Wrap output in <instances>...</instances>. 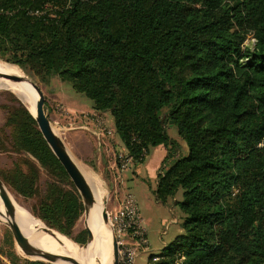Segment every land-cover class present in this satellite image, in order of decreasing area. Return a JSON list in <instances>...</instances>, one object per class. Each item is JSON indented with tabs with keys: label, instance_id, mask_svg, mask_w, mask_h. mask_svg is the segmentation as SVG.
<instances>
[{
	"label": "trees",
	"instance_id": "16d2710c",
	"mask_svg": "<svg viewBox=\"0 0 264 264\" xmlns=\"http://www.w3.org/2000/svg\"><path fill=\"white\" fill-rule=\"evenodd\" d=\"M0 58L108 112L135 163L166 147L153 193L166 203L182 189V232L147 264H264V0H0ZM17 103L6 117L13 149L54 176L34 211L83 242L71 235L81 196ZM169 125L186 155L175 157ZM37 179L34 163L0 174L25 197Z\"/></svg>",
	"mask_w": 264,
	"mask_h": 264
},
{
	"label": "rangeland",
	"instance_id": "374dc122",
	"mask_svg": "<svg viewBox=\"0 0 264 264\" xmlns=\"http://www.w3.org/2000/svg\"><path fill=\"white\" fill-rule=\"evenodd\" d=\"M252 41L253 40L250 36H246L243 45L251 46ZM0 62L18 68L28 77L29 80L34 81L41 88L44 95V111L50 121L52 129L54 130L55 134L62 139L64 145L67 141V136L70 131H79V129L84 130L82 127L88 128V130H90L92 122L95 123L97 127H100L97 122L103 120L104 125L108 128L109 125L107 124L106 120L107 117L98 112L90 113V110L88 109L91 106V100L86 96L75 92L69 82L61 81L56 76L50 77L43 81L38 77L23 71L19 66L2 58H0ZM4 82H6V80L0 79V174L15 172L18 168L26 170L29 168L31 163H34L38 167V179L37 193L32 197L20 195L10 185H7L3 182L2 183L4 185L1 187L11 195L14 200V204L23 207L27 215L24 213L23 214L26 217L28 216L37 225L39 224L43 227H48L35 213L34 207L37 204L40 195L44 192L48 182L53 180L54 176L49 171L41 167L33 157L13 149L11 142L12 127L10 128V126L6 123L7 114L13 106L18 104L17 102H21L27 107L28 105L20 97V95L11 89V87L2 84ZM65 102L68 104L72 103V111L66 109L64 105H62ZM64 115L68 116L66 117ZM84 133L85 135H82L81 137L87 136L86 131ZM168 134L174 137L180 146L175 157L186 155L188 152V147L185 141L177 135L176 130L170 125L168 126ZM79 135L75 136V138L79 137ZM96 137L98 139L101 138L97 135ZM155 147L156 146L150 148L148 154L145 155L143 161L138 163V166H136L133 160H130L125 168L121 169V171H117L118 174L115 173V171H109V166H105L103 176L100 179H97L96 171H94V175L93 173L91 174L93 177L85 173L90 185L93 184L91 186L92 189L99 191L102 201L104 202L103 210H105L107 213L108 223L104 224L101 217L100 219L102 224L108 229V231L105 230L106 228L103 230L108 233L109 243L112 248L113 243L110 236L111 230L109 231V214L110 217L113 215V211L118 207L121 199H123V197L127 194L130 193L135 199L139 211L140 224L145 230L149 247L147 251L140 252L136 256V264H147L148 258L151 255L157 254L165 246H169L174 238L182 232V228L180 226L182 221V212L180 211L178 205L175 204V200L182 199V189L179 188L173 197L168 198L166 203L157 201L153 193L155 188V178L150 163L152 160H154L152 158L159 154ZM79 166L81 167L80 164ZM2 205L5 210L4 204ZM85 226H87L89 229L90 222L88 221V217H85L84 213L82 212L74 224L71 235L72 237H77L79 239L83 237V242L75 241L69 236L61 232L60 233L82 246L84 243H86L87 235H83L80 232L83 231ZM24 229L30 230L28 227H24ZM15 239L16 242L9 227L5 224L4 218L1 219L0 264H25L23 262L24 260H38L32 256L26 255L24 252H27V249L24 246H20L17 238ZM86 251L87 250H85L83 253L79 248L74 246L73 255L76 260L81 261ZM10 254L13 257L14 262L11 260ZM103 263L104 262L96 260V264ZM56 264H59V262H56Z\"/></svg>",
	"mask_w": 264,
	"mask_h": 264
},
{
	"label": "bare ground",
	"instance_id": "6f19581e",
	"mask_svg": "<svg viewBox=\"0 0 264 264\" xmlns=\"http://www.w3.org/2000/svg\"><path fill=\"white\" fill-rule=\"evenodd\" d=\"M0 73L5 75H13V76L21 77V80L18 82H11L9 80H6V82L2 84L11 87V89L15 93L20 95L22 98L25 99L26 97V100L24 101L28 105L29 111L32 114H35L34 101L37 99V95L35 91L32 89L28 77L18 68L1 62H0ZM29 101H32V104H30ZM84 176L87 182L90 184L87 176L85 174ZM92 185H90V187ZM92 192L94 195V204L88 215V221L90 222L89 230L91 232L92 238L85 246H81L80 244L74 242L70 238H67L65 235H60L55 233L54 237L50 236L48 233L45 232L44 230L45 227L39 224L37 225L32 219H30L28 216L27 218L24 215L26 214V212L24 211L23 207L14 204V200L11 197V195L7 191H5L1 187V185H0V220L4 218V222L7 226H9L11 221L16 222L20 227L22 233L27 237L28 242L36 247H40L47 254L52 256H54L55 254H67L74 258L73 261L69 263L59 262V264H78L79 262L81 264H96V260H99L100 262H104L103 264H111L113 259L112 256H113L114 247L112 248L109 243V235L105 231V230L108 231V229L101 222L102 219L101 215H102V210L104 209V202L102 201L101 195L98 190L92 189ZM2 193H4L8 197L10 203L12 204V208H13L12 217L9 216L6 217L5 215H3V213H5V210L2 205L4 204ZM24 227H28L30 230H26L24 229ZM110 230L111 228L109 227V231ZM110 236L113 243L111 231H110ZM16 238L19 241L20 246H24L27 249V251L30 250V246L27 240H25L21 236H16ZM74 246L76 248H79L83 253L85 252V250H87L84 256L82 254L83 258L81 261L76 260L73 255Z\"/></svg>",
	"mask_w": 264,
	"mask_h": 264
},
{
	"label": "water",
	"instance_id": "95a60500",
	"mask_svg": "<svg viewBox=\"0 0 264 264\" xmlns=\"http://www.w3.org/2000/svg\"><path fill=\"white\" fill-rule=\"evenodd\" d=\"M0 79L3 80H9L11 82H18L21 80L20 76H13V75H5L0 73ZM29 80V79H28ZM29 83L32 87V89L35 91L37 95V99L34 101V107H35V114L33 116L36 119L38 128L49 145L50 149L54 153V155L57 157L58 161L61 163L63 166L64 170L66 171L67 175L69 176L70 180L72 181L73 185L79 192L81 196V200L83 203V213L85 217H88L93 204H94V195L92 192V189L90 187V184L87 182L84 174L80 170V168L77 166V164L74 162L70 154L68 153L63 141L61 138H59L55 132H53L50 121L44 111V95L41 90V88L32 80H29ZM21 97V96H20ZM29 97V96H28ZM22 98V97H21ZM30 98V97H29ZM23 100H26L22 98ZM32 100V99H31ZM30 104H32V101H29ZM0 185H4L2 181L0 180ZM3 194V199H4V206H5V215L6 217H12L13 215V208L12 204L10 203L8 197ZM102 221L103 223H107L108 221V216L105 210H102ZM45 226V225H44ZM9 229L11 231L12 236L14 237V240L16 242V236H21L25 240H27V237L22 233L20 227L18 224L14 221H11L9 224ZM85 229L87 230V239L86 243H84L82 246H85L89 240L92 238L91 232L88 229L87 226H85ZM45 232L48 233L50 236L54 237L55 233L61 234L60 232L53 230L49 227L44 228ZM28 242V240H27ZM29 243V242H28ZM114 243V240H113ZM30 250L27 252H24L26 255L32 256L35 259H38L43 262H48L51 264H56V262H63V263H69L73 261V257L67 254H55L54 256L47 254L44 250H42L40 247H36L32 244L29 243ZM114 247V254H113V261L111 264H116V247L115 243L113 244ZM78 264H81L80 262Z\"/></svg>",
	"mask_w": 264,
	"mask_h": 264
},
{
	"label": "built area",
	"instance_id": "2783aa9c",
	"mask_svg": "<svg viewBox=\"0 0 264 264\" xmlns=\"http://www.w3.org/2000/svg\"><path fill=\"white\" fill-rule=\"evenodd\" d=\"M253 40V38H252ZM96 134L98 137L102 135L113 136L114 131L107 128L103 120L97 122ZM146 152L143 150L142 154ZM132 158L126 151H118L114 157L113 164L109 165L108 170L121 171L125 168ZM109 224L116 247V264H136V256L140 252L148 250V242L145 230L140 224V216L135 199L129 193L121 199L118 207L113 211ZM158 259L153 256L152 260Z\"/></svg>",
	"mask_w": 264,
	"mask_h": 264
},
{
	"label": "crops",
	"instance_id": "0c3cea01",
	"mask_svg": "<svg viewBox=\"0 0 264 264\" xmlns=\"http://www.w3.org/2000/svg\"><path fill=\"white\" fill-rule=\"evenodd\" d=\"M56 100H60V99H56ZM62 105H64V107L66 109H69L70 111L73 110V107L71 106L72 103L68 104L65 102ZM88 110H90V113L98 112L107 117L106 119L107 124L110 127L108 125L107 126L112 131H114L113 136L110 137L107 135H102L101 138L98 139L96 137L97 126L95 123L92 122L90 130H88V128L82 127L84 130L79 129V131L77 130L70 131L67 136V141L65 142L66 145L65 147L68 153L70 154V156L72 157V159L74 160V162L77 164V166L80 169L82 167L83 170L82 169L81 170L83 171L84 174L86 173L87 175H91L93 173L94 175V171H96L97 172L96 177L97 179L98 178L100 179L103 176V171L105 166L108 167L109 165L113 164L116 152L120 150L125 151L126 149L114 130L113 127L114 125L111 115L108 112L97 111L93 109L92 106H90ZM85 131L87 133L86 134L87 136L81 137L82 135H85L84 133ZM78 135L79 137L75 138V136ZM155 149L158 150L159 154L157 156L154 155L155 157L152 158L154 160H152V162L150 163L154 178H155V172L159 167L166 152V149L163 145H157ZM79 164L81 165V167L79 166ZM135 164L136 166L139 165L138 163Z\"/></svg>",
	"mask_w": 264,
	"mask_h": 264
}]
</instances>
